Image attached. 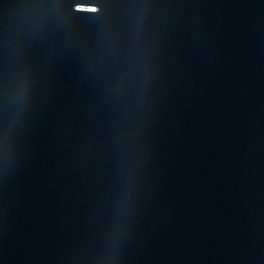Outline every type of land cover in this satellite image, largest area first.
I'll return each instance as SVG.
<instances>
[{
    "label": "water",
    "instance_id": "water-1",
    "mask_svg": "<svg viewBox=\"0 0 264 264\" xmlns=\"http://www.w3.org/2000/svg\"><path fill=\"white\" fill-rule=\"evenodd\" d=\"M264 21V0H0V95Z\"/></svg>",
    "mask_w": 264,
    "mask_h": 264
}]
</instances>
